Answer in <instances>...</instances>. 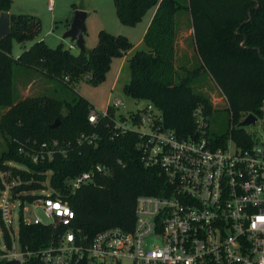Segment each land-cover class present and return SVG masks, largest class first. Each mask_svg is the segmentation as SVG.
I'll use <instances>...</instances> for the list:
<instances>
[{
	"label": "trees",
	"instance_id": "1",
	"mask_svg": "<svg viewBox=\"0 0 264 264\" xmlns=\"http://www.w3.org/2000/svg\"><path fill=\"white\" fill-rule=\"evenodd\" d=\"M114 4L120 22L129 26L156 8L143 38L145 49L135 50L128 59L131 78L124 92L152 103L161 111L163 123L179 137L194 134V111L200 105L209 114L214 110L209 97L193 86L199 71L211 75L226 95L231 122L239 125L246 114L258 113L264 97V0H114ZM12 6L13 0H0V14L10 12ZM183 11L192 17L200 63L185 68L186 74L180 76L176 66L177 14ZM10 15L11 34L0 41V106L9 107L1 127L8 136L21 139V144L38 148L43 142L58 141L59 147L52 160L34 162L20 153L21 144L11 139L9 149L0 158V172L11 169L9 180L20 176L23 183L15 188L16 192L42 190L46 188L43 182L49 181L51 197L70 204L75 214L72 226L84 233L93 236L111 226L131 229L137 198L158 193L164 179L155 169L143 165L136 148L137 134L110 139L106 124L112 115L99 118L97 126L91 124L89 113L96 107L75 91V85L85 78L94 85L103 83L113 60L134 49V43L126 35L101 30L97 45L85 52L75 53L62 43L54 48L37 40L16 58L14 40L26 44L36 39L42 31V20L33 14ZM16 65L56 79L75 92L73 97L42 95L15 103ZM57 120L59 124L51 127ZM94 132L102 136L97 146L77 145L78 136ZM233 137L239 145L252 142L243 126L233 130ZM11 161L28 170L10 165ZM99 162L111 166V174L97 176L95 182L73 191L70 180ZM35 197L22 198L32 201ZM67 228L59 225L55 230L51 225L22 223L20 241L23 247L41 248L54 233L59 235Z\"/></svg>",
	"mask_w": 264,
	"mask_h": 264
},
{
	"label": "built area",
	"instance_id": "2",
	"mask_svg": "<svg viewBox=\"0 0 264 264\" xmlns=\"http://www.w3.org/2000/svg\"><path fill=\"white\" fill-rule=\"evenodd\" d=\"M53 6L54 0H49L48 9ZM122 105L120 98H112L105 110L91 109L89 121L97 126L99 118L112 115L106 124L111 140L137 134L136 148L143 165L164 179L158 193L137 198L133 227L111 226L93 236L84 233L72 226L75 214L70 204L51 197L49 181L43 182L49 193L47 188L16 192L23 181L20 176L9 180L10 169L0 172V264H264V131H248L251 144L239 145L233 130L240 125L230 121L227 132L211 133L215 110L209 114L200 105L194 111V134L181 138L163 123L161 111L152 103L124 119L111 112ZM249 114L256 116L249 125L264 130V97L258 113H248L242 121ZM101 138L100 133H82L77 145L97 146ZM57 147L58 141L43 142L38 148L21 144L19 151L38 162L52 160ZM111 172V166L96 163L73 177L71 188L76 191ZM26 195L36 197L27 201L22 198ZM38 208L49 221L37 216ZM28 212L35 218H29ZM22 223L68 228L54 233L45 246L29 249L20 241Z\"/></svg>",
	"mask_w": 264,
	"mask_h": 264
},
{
	"label": "rangeland",
	"instance_id": "3",
	"mask_svg": "<svg viewBox=\"0 0 264 264\" xmlns=\"http://www.w3.org/2000/svg\"><path fill=\"white\" fill-rule=\"evenodd\" d=\"M180 1L183 3L187 2V0ZM48 5L49 0L13 1L10 13L33 14L39 16L42 20L41 33L36 39L26 42V47H23V43L14 40L13 55L15 57L18 54L20 55L37 40H44L50 47L54 48L62 43L66 49H71L75 53L81 52L70 39H63V34L66 31L65 24L67 23L70 26L77 9H83L87 12V30L85 33L87 50L97 45L98 34L101 30H107L113 34L126 35L135 45L132 52L137 49H145L143 38L146 33L145 27L152 10H150L139 23L129 26L120 22L114 0H54L53 10H49ZM177 17L180 23L177 39L178 48L181 49L184 47L181 40L187 44V54H185V56L187 55L188 60L179 52L177 58L178 74L184 76L186 74L184 69L199 65L200 58L193 42V36L190 34L191 20L189 12L183 11L182 13H178ZM130 56L131 54L129 57ZM122 59V57L114 59L112 69L107 73L103 83L94 85L85 78L75 85V91L86 97L99 110H105L112 98H120L124 102V105L117 108L116 111L112 110V112L118 116V118L124 119V115L130 116L135 111L143 109L147 101L144 99H134L124 92V86L130 81L131 74L127 59L124 61L123 65L120 66L119 71V65ZM25 67L27 66L23 67L22 65H16L13 71L15 103L29 97H39L42 95L59 96L67 99L73 97V93L75 92L65 88V85L63 87V84L61 85L58 83L56 79L40 71ZM193 86L196 91L207 95L213 104L215 111L211 117V133L223 134L227 132L230 126L231 115L229 110H227L228 103L225 97L226 95L221 91L214 78L204 73V71H199V75L196 76ZM7 110H9V107L0 106V123ZM245 128L249 132L260 131L262 133L264 131L260 126L255 125H246ZM11 139L12 141L17 140L19 144L22 142L21 139L18 140V138L15 139L10 135L8 136L7 132L3 131L0 124V158L3 153L9 149ZM9 164L17 167H25L14 161L9 162ZM46 188V192L49 193L50 188L47 186ZM20 203L21 202L18 203L14 211L15 227L18 225L19 208H21ZM25 205L30 206L29 204L27 205V203ZM27 216L31 219L35 218V215L31 212H28ZM37 216L45 222L49 221L41 208L37 209Z\"/></svg>",
	"mask_w": 264,
	"mask_h": 264
},
{
	"label": "water",
	"instance_id": "4",
	"mask_svg": "<svg viewBox=\"0 0 264 264\" xmlns=\"http://www.w3.org/2000/svg\"><path fill=\"white\" fill-rule=\"evenodd\" d=\"M86 18L87 12L83 9H77L73 16L72 22L69 28L63 34V39H70L81 52L87 51L85 42L86 33ZM11 34V15L9 11H3L0 14V41ZM25 43H23V46ZM256 121L254 114H249L242 122L240 126H246ZM59 124V120L51 125L56 127ZM6 264H20L18 261H8Z\"/></svg>",
	"mask_w": 264,
	"mask_h": 264
},
{
	"label": "crops",
	"instance_id": "5",
	"mask_svg": "<svg viewBox=\"0 0 264 264\" xmlns=\"http://www.w3.org/2000/svg\"><path fill=\"white\" fill-rule=\"evenodd\" d=\"M14 1V0H13ZM187 2H188V0H187ZM155 12H156V8H154V9H152V13H151V15H150V17H149V19H148V22H147V25H146V27H145V31H147L146 29L149 27V25H150V23H151V20H152V18H153V16H154V14H155ZM189 15H190V20H191V35L193 36V42H194V45H195V47H196V42H195V36H194V27H193V22H192V17H191V14L189 13ZM69 19V18H68ZM69 28V25L66 23L65 24V30H67ZM179 28H180V23L178 22V33H179ZM177 39H178V37H177ZM85 42H86V40H85ZM181 42H183V48H181V49H179L178 47V41H177V44H176V66H177V58H178V52L179 53H181V54H183L184 56H185V54H187L186 52H187V44H186V42H184V41H182L181 40ZM26 46V44L23 46V47H25ZM135 47V46H134ZM180 50V51H179ZM196 50H197V47H196ZM133 51V49L132 50H130L128 53H126L122 58V62L120 63V65H119V71H120V66H122L123 65V63H124V61L127 59L128 60V58H129V55L131 54L132 55V52ZM22 54V53H21ZM20 54V55H21ZM197 54H198V52H197ZM19 54L16 56V58H18L19 56H20ZM199 56V55H198ZM121 58V57H120ZM185 59H187L188 57H187V55L184 57ZM116 59V58H115ZM188 60V59H187ZM113 64H114V60H113V62H112V66H113ZM112 66H111V69H112ZM24 67V66H23ZM25 68H28V69H33V70H35L34 68H30V67H25ZM111 69H110V71H111Z\"/></svg>",
	"mask_w": 264,
	"mask_h": 264
}]
</instances>
